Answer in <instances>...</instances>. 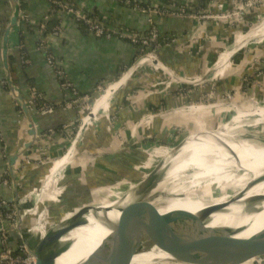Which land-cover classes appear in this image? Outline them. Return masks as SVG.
<instances>
[{"label":"crops","instance_id":"1","mask_svg":"<svg viewBox=\"0 0 264 264\" xmlns=\"http://www.w3.org/2000/svg\"><path fill=\"white\" fill-rule=\"evenodd\" d=\"M135 1L172 9L195 5V10L202 3L193 0ZM223 1L228 9L230 0ZM73 2L85 12L104 17L108 26L113 28L121 26L143 35L152 27L148 16L117 0ZM22 4L19 20L9 37V62L13 83L27 103L30 102V91L33 87L43 94L49 105L55 107V111L47 115H39L31 110L37 126V142L33 150L19 159L14 167L24 192H28L43 184L53 159L62 156L63 142L69 133L67 127L77 121L79 114L77 106L64 108V103L75 97L61 85L53 68L47 63L44 52L39 48V43L44 38L40 33V24L50 15V0H23ZM13 9L11 0H0V181L9 175L10 155L20 151L29 140L27 122L20 104L10 94L6 83L2 58V38L13 15ZM262 11L258 9L248 13L244 21L238 24L156 17L154 27L161 38L175 39L169 46L157 52L159 59L180 77L189 80L207 77L209 81L203 85H199V82H176L162 95L158 87L166 82L164 73L151 66L132 71L126 87L115 99L112 109L116 118L115 126L111 128L106 119L94 127L89 125L78 148L77 143L73 147L74 150L77 149V153L71 166L72 159L59 166L58 175L67 171L68 176L59 183L63 190L60 194L61 201H54L59 194L56 189L51 194L53 200L46 201V206L50 209L49 222L52 223L53 219L59 217L62 219L56 223L61 222L82 208L114 202L127 189L135 191L157 162L155 158L161 159L153 156L155 151L171 150L190 134L199 136L202 132H213L220 128L232 114V108L223 101L233 92V106L248 108L252 102L264 104V34L256 36L255 33L250 36L248 33L244 34L249 35L245 41L242 40L244 37L236 39V34L241 35L243 30L256 23ZM23 14L26 19L22 18ZM61 18L62 35L51 37L47 43L59 67L72 82L79 96L97 95L100 87L119 81L124 72L135 64L139 55L137 46L126 40L97 38L80 28L73 18ZM233 42L238 44L234 47ZM242 42L243 45L240 46ZM244 44L245 54L242 55L241 48ZM22 55L28 58V64L20 62ZM222 64L225 66H222L223 70L218 68ZM217 69L220 77L212 80L211 74ZM125 82L126 77L107 89L102 99L94 103L89 116L99 111L103 112L102 116H106L110 99ZM114 87L116 89L109 94ZM159 111L162 113L158 114ZM89 121L87 117L85 123L88 124ZM118 129L121 131L120 137L116 135ZM154 148L159 149L153 150ZM186 149L188 148L185 147L183 151ZM151 150L153 151L150 154ZM40 154L45 157L44 165L36 166L35 160L32 165L26 164L28 157L35 159ZM168 155L166 152L164 157ZM58 175L50 180L47 178L43 193L46 188L55 185ZM0 196L14 204L11 183L10 186H0ZM45 196L46 193L43 198ZM42 217L40 212L36 233L38 238L42 237L40 231H45ZM10 242L12 245L17 244L15 240ZM1 249L0 229V251Z\"/></svg>","mask_w":264,"mask_h":264},{"label":"water","instance_id":"2","mask_svg":"<svg viewBox=\"0 0 264 264\" xmlns=\"http://www.w3.org/2000/svg\"><path fill=\"white\" fill-rule=\"evenodd\" d=\"M11 1L14 5V11L3 34L2 58L9 92L20 104L21 111L27 122V134L29 137L28 142L23 148L8 158V170L14 197L13 202L17 214L16 227L28 251L35 257L36 264H57V259L65 254L66 250L65 247H61L62 239L72 231L86 226L84 221L88 213L94 212L96 215L100 207L82 208L61 222L55 223L52 230H47L48 227L46 225L45 229L47 232L41 238H37L36 233L29 232L27 225L23 222L20 196L22 191L24 192V188L15 174L14 167L19 159L33 150L37 142L38 132L35 119L28 108L27 101L17 92L12 79L9 62V37L19 20L20 6L17 0ZM199 21L203 22L205 20ZM135 66L136 64H133L121 79L130 75ZM173 78L178 82H186L176 76H173ZM191 83L196 82L193 81ZM92 102L93 98L91 97L88 100V104ZM191 137H193L192 134L184 137L172 147L169 156L162 158L159 164L134 191L136 199L129 203L127 207L130 210L139 211L140 215L124 239L119 240L117 234H111L108 240L102 242L96 250L79 264H133V260L137 256L146 253H159L161 251L167 255L160 260H152L149 264H246L248 262H264V228L248 238L238 237L244 231L242 228L228 229L226 232L206 242L182 248L181 236L188 233L187 229L182 228L183 223L186 219L192 218L194 214L186 210L161 213L153 203L138 200L139 194L148 190L156 182L163 168L168 165L169 157H176ZM126 197L122 200H125ZM181 197L185 198L184 196ZM240 197L241 194L237 198L239 199ZM235 201L237 200H233L232 202ZM247 203L248 216H252L258 212L261 213L264 210V206H262L264 198ZM221 209V206H212L206 210L217 212ZM48 211L50 216V209ZM103 212H106V210H103ZM106 221L109 223L108 220Z\"/></svg>","mask_w":264,"mask_h":264},{"label":"bare ground","instance_id":"3","mask_svg":"<svg viewBox=\"0 0 264 264\" xmlns=\"http://www.w3.org/2000/svg\"><path fill=\"white\" fill-rule=\"evenodd\" d=\"M112 91L113 89H111L109 94ZM254 112L261 117V121H264V109L260 111L256 109ZM239 114L236 123L248 115L245 112H239ZM89 124H87L88 126L86 125V128L89 127ZM226 130L227 127L213 132H203V134L187 141L182 149L188 143L194 141V144L190 148L184 150L182 153L180 152L176 157H169L168 164H173V169L170 174L171 177L177 178L180 171L187 170L188 167H194L198 170L195 176L196 180L213 179L212 182L205 184L206 189L214 184L220 187L230 182L235 183L236 180H232V178L235 176V174L233 175V171L235 172L237 169L245 171L244 179L238 184V190L243 189L251 180L253 182L248 191H245L239 199L227 201L212 200L204 199L201 197L202 194L195 195L196 197L188 194L185 198L181 197L183 195H177L168 200L166 198H159L160 202L156 201L153 203L161 213L186 210L194 214L192 218L186 219L183 223L182 228L187 229L188 233L181 236L182 248H188L206 242L226 232L228 229L242 228L244 231L238 237L248 238L264 228V210L252 216H248L247 214V202L264 198V145L261 146L254 142H238L229 138L223 137V139H220L217 137L226 135L224 133ZM219 142L224 145L216 147ZM214 147H216L218 153ZM202 160L204 161L201 162ZM67 161L64 163H67ZM55 175H58V170L50 172L48 179L50 180ZM198 187L201 188L202 185ZM214 188L212 187V189ZM178 189L180 187L175 188V190ZM134 199L136 197L134 191H132L125 200H119L116 204H114L115 202H109L98 206L100 210L97 211L96 215L94 212L88 213L84 221L86 226L72 231L62 239V243H69L65 246V254L57 259V264L81 263L102 242L108 240V237L113 233L117 234L119 240H123L140 215L139 211L130 210L127 207ZM233 200L237 201L232 202ZM212 206H221L222 209L217 212L206 210ZM103 210H106V212H103ZM105 220H108L109 223L107 221L105 222ZM46 232V229L45 231H40L42 237ZM165 255L167 254L163 251L159 253H146L134 258L133 264H149L152 260H160ZM246 264L253 263L248 262Z\"/></svg>","mask_w":264,"mask_h":264},{"label":"built area","instance_id":"4","mask_svg":"<svg viewBox=\"0 0 264 264\" xmlns=\"http://www.w3.org/2000/svg\"><path fill=\"white\" fill-rule=\"evenodd\" d=\"M23 0H17L19 6H21ZM194 2L198 0H193ZM51 4L54 6H57L58 9H60V16H69L75 20V22H82L87 27L88 30L97 38H106V39H120V40H126L130 42L131 44L138 47L139 55L134 62L136 66L133 69V72L136 71L137 68L147 67L151 66L155 68L156 70L160 71V73H164L163 77L165 79V83H163L161 86L158 87V90H160V93L162 95H165L171 87L176 84V81L173 76H176L180 78L183 81L186 82H193L188 81L189 79L180 77L175 74V72L171 71L166 64H164L157 56V52L164 47L169 46L171 43L175 41L173 38H161L158 30L154 27V19L156 17L165 18V17H175V18H190L193 20H205V21H215V22H232V23H240L244 21V17L253 11H257L258 9H264V0H230V6L228 9L225 8V4L223 0H210L206 7L199 8L197 10L193 9L192 6L186 5L182 6L176 9L172 8H163L158 6H145L142 8H139L135 6V9H138L141 13L148 16V20L150 24H152L150 30L147 34H139L134 31L128 30L126 28H122L120 26H117L116 28L110 27L107 24V20L104 17L97 16L95 18H91L86 14L85 11L81 10L80 8L74 7L70 4H66L65 1L62 0H50ZM126 4H130V0L125 1ZM22 18L26 19L25 14L22 15ZM51 18V15H48L46 17V21ZM203 21V22H205ZM262 24V23H261ZM259 27V26H258ZM0 26V30H1ZM195 31V30H194ZM256 31V30H255ZM40 33L43 35V39L39 43V48L44 52L47 63L53 68L57 79L61 82V85L65 88L66 91H71L73 93L75 99L71 101H67L64 103V108H70L72 105L78 107V119L76 122L72 123L70 127H67V130L70 132L71 129H75L76 126H78L79 122L81 123V127L79 129V133L76 136V140L71 143H77L78 146V140L80 139V134L84 133L86 131V118L89 117L90 123L92 127H94L96 124H98L101 120L106 119L110 125L111 128L115 126L116 124V118L112 113V109L115 103V99L117 94H119L127 85L128 81L131 78V74L126 77L125 84L117 90L113 97L110 99L109 102V109L108 114L106 116H102L103 112L99 111L97 114L88 115L92 109V106L94 103L100 99L103 94L106 92L107 89L115 85L117 82H114L112 84H109L107 86H103L99 88V93L94 96H79L76 89L73 87V84L71 81L67 79V76L65 75V72L59 67L58 63L55 60V56L50 49V46L47 43V40L51 37L55 38L63 33L62 26L57 27L51 35L46 34V25L45 23L40 24ZM234 35V34H233ZM235 36V35H234ZM240 37V34H236V39ZM264 40V38H262ZM235 44V43H233ZM234 46V45H232ZM231 46V47H232ZM235 47V46H234ZM229 50H226V52ZM224 56V54H223ZM223 56L221 58H223ZM20 62L22 64H28L29 60L24 55L21 56ZM222 64L218 68H222ZM223 66V67H222ZM217 67V66H216ZM129 70V69H128ZM126 70L122 77L127 73ZM223 74V72H222ZM221 74V75H222ZM212 80H216L220 77V74L218 72V69L215 70L212 74ZM195 82H199V85L205 84V82L209 81L207 77H198L194 79ZM31 99L30 102L27 103L28 108L31 112V110H35L39 115H47L55 111V107L49 105L43 96V94L38 91L35 88H31L30 91ZM93 98V102L91 104H88V100L90 98ZM229 98L231 96H228ZM234 108V106H233ZM162 112H158L160 114ZM157 114V115H158ZM88 115V116H87ZM88 126V125H87ZM120 129V128H119ZM118 129L117 136H121V131ZM36 145V144H35ZM74 145V144H73ZM70 147H68L69 149ZM68 149L67 152H68ZM155 148L154 150H156ZM153 150L150 152L152 153ZM66 152V153H67ZM150 153V154H151ZM65 155V154H64ZM63 155V156H64ZM33 160L36 161V166H41L46 163L45 157L40 154L35 157V159H32L30 157L27 158L26 164L32 165ZM54 163V160L51 163ZM50 166V170H51ZM49 170V172H50ZM67 171H62L60 175L56 178V182L54 185L55 191L58 194V196L55 198L54 201L60 202L62 199V196L60 194L63 193L62 187H60L59 183L60 181L64 180L68 175L66 173ZM49 176L48 175L44 178L43 184L33 189L32 191L23 192L20 196V205H21V216L24 219L28 218V220L25 222V224L28 227L29 232L32 233H38V225L40 223L39 215L35 216V213L41 212L43 214L42 220H43V228H46V225L48 223L49 219V211L46 206L47 200H53L50 199L49 193L43 198V188L45 185V181L47 180ZM10 178L9 175H6V177L0 181V186H10ZM58 183V186H57ZM49 192V191H48ZM51 194V192H50ZM45 205V206H44ZM17 214L14 208V204L12 202H9L0 196V229H1V236H2V249L0 251V264H36L35 257L28 251L25 243L21 239L18 231H17ZM14 232L16 235L19 236L20 241L17 242V244L12 245L10 242V235Z\"/></svg>","mask_w":264,"mask_h":264},{"label":"rangeland","instance_id":"5","mask_svg":"<svg viewBox=\"0 0 264 264\" xmlns=\"http://www.w3.org/2000/svg\"><path fill=\"white\" fill-rule=\"evenodd\" d=\"M262 10L263 11L258 16V20H256V23L252 24V26H250V27L248 26L245 30L242 31L243 33L240 35V37L241 38L244 37L242 39L243 41H245L244 39H246L249 35L252 36V35H254L256 33L257 34L256 36H260V34H262V33L264 34V9L262 8ZM248 33H249L248 36L244 35V34H248ZM260 39L261 38H259V40ZM233 43H235V42H233ZM235 44H238V43H235ZM235 44H233V45H235ZM242 45H243V42L240 44V46H242ZM245 48H246V44H244V47L241 48L242 49V51H241L242 55L245 54V50H244ZM188 81H194V79L193 80H188ZM115 89H116V87L113 88V90H115ZM233 94H234V92L232 94H230V96H231L230 98L229 97H227V98L225 97V101H223V103L226 104V106L228 105L229 107L232 108V110H231L232 114H230L229 117L225 119L224 123L221 126H219L222 129L224 127H227V130L224 132L226 135L217 136V137L220 138V139H223V137L224 138H229L231 140H235V141H238V142H243V141H245V142H254L256 144H260L261 146L264 145V121H261L260 120L261 117L258 116L257 113L254 112L256 109L258 111L264 109V104H261L260 102H252V103L249 104L248 108H244V107L240 108L237 105H235L234 108H233V104H234V103H232ZM213 103H215V102H211V104H213ZM231 103H232V105H229ZM237 108H238V110H237ZM239 112H245L248 115H246V117L242 118L240 122L236 123V119L238 118L237 116L240 115ZM81 123L82 122H79L78 126H76L75 129H71L70 132L68 133V136H66V139L63 142V144H64L63 154H62V156L59 159H57V158L53 159L54 160V163L52 164L53 170L52 171L50 170L51 172L58 170L60 165L64 164V162H66L67 160H71L72 159V161L70 163V166H71V164L73 162V158L76 156V153H77V149L76 150L73 149V147L75 148L76 144L73 143L74 145L73 144L71 145V143L76 140V136L78 135L79 129L81 127ZM219 129H217V130H219ZM83 134L84 133L80 134V137H79L80 139L78 140V142H80ZM202 134H203V132H202ZM192 135H193V137H196L194 135H197V134H192ZM193 137H191L189 140H191ZM193 144H194V141L188 143V145L186 147L190 148ZM78 145H79V143H78ZM222 145H224V144L219 142L216 145V147L217 146H222ZM68 147H70V148L68 149ZM154 147H156V146H154ZM216 147H214L215 151H216ZM77 148H78V146H77ZM66 149H68V152H67ZM157 149H159V148H157ZM171 150L168 149L165 152L155 151L153 156L161 157V159H162L165 156L166 152H168L170 154ZM180 152L182 153L183 149L180 150L179 153ZM161 159H159V158L156 159L155 158V160L157 162L154 163V166L151 169V171L149 172V174L159 164ZM203 161L204 160H202L201 162H203ZM172 165L173 164L170 163L166 167L163 168V170L161 171L160 175L158 176V179L156 180V182L148 190H146L143 193L141 192L139 194L138 200L140 199V200L149 201L151 203H155L156 201L160 202V199L166 198L168 200V199L173 198V197H175L177 195H183L185 197L188 194L192 195V196L202 194L201 197H203L204 199L225 200V201H227V200L237 199L238 195H240V194L242 196L245 193V191H248V189L250 188V186H252V183H253L252 180H251L243 189L238 190V184H240V182H242V180L244 179L245 171L242 170V169H237L238 171L235 170V172H234L232 169H230V170L233 171V175L235 174V176H233V178H232V180L233 179L236 180L235 183L230 182V183H227V184H225L223 186H220V187H217L218 185L214 184V185L210 186V188L206 189L205 188V184H208V183L212 182L213 181L212 178L197 179L196 180L195 176L197 175L198 170H196L194 167H188L187 170H184V171L182 170V171H180V173H178V176H177L178 179H177L175 177H171L170 176L171 171L173 169ZM52 166H51V168H52ZM70 166H68L67 170H69ZM147 176H145V178H147ZM139 185H140V183L137 185V187ZM199 185H202V187L201 188L198 187ZM57 186H58V183H57ZM214 186H215V188H214ZM178 187H180V189L175 190V188H178ZM212 187L214 189H212ZM54 190H55L54 186H49L48 188L45 189L44 193H46V195L49 193L50 199H53V197H51V194H53ZM50 192H51V194H50ZM129 193H131V190L127 189L123 194H121L120 198H117L114 201L115 204L119 200H122L126 196H128ZM39 213L37 212L34 215L38 216ZM28 218L24 219V224L28 220ZM61 219L62 218L59 217L57 219H53L52 223L48 222V224H47L48 229L47 230H52L54 224L57 221L61 220ZM16 236H18V235H16ZM68 243L69 242L61 243V247H65V245H67ZM253 264H264V262H261V263L254 262Z\"/></svg>","mask_w":264,"mask_h":264},{"label":"trees","instance_id":"6","mask_svg":"<svg viewBox=\"0 0 264 264\" xmlns=\"http://www.w3.org/2000/svg\"><path fill=\"white\" fill-rule=\"evenodd\" d=\"M62 1H65L66 2V4H70V5H72V6H74V7H76V5H74V2H73V0H62ZM118 2H120L121 4H123V5H127L126 4V0H117ZM131 2H130V4H128L127 6L128 7H131V8H134L135 6H137V7H139V8H142V7H145V6H148L147 4H142V3H138V2H136L135 0H130ZM23 2V1H22ZM196 2H202L201 3V6L199 7V8H203V7H206L207 6V4H208V2H209V0H198V1H196ZM20 8L21 9H23V4H21V6H20ZM78 8V7H77ZM196 8V6L195 5H193V9H195ZM198 8V9H199ZM60 9H58L57 8V6H54L53 4H51V10H50V12H49V14L51 15V18L49 19V20H47L46 21V19L44 20V22L43 23H45V25H46V34H48V35H51L52 34V32L57 28V27H59V26H62V18H61V16H60ZM86 14H88V16H90L91 18H95V17H97L99 14H97V13H88V12H86ZM67 17H69V16H67ZM71 18V17H70ZM77 24H78V26L80 27V28H82L83 30H85V31H88V32H90L89 30H88V27L84 24V23H82V22H76ZM42 24V23H41ZM121 27V26H120ZM91 33V32H90ZM103 39H106V38H103ZM25 66V65H24ZM22 67H23V65H22ZM10 240L12 241V240H15L16 241V243L17 242H19V240H20V238H19V236H16V234L14 233V232H12V234L10 235Z\"/></svg>","mask_w":264,"mask_h":264}]
</instances>
